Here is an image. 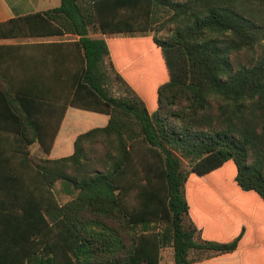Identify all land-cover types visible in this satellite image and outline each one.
Masks as SVG:
<instances>
[{
  "label": "trees",
  "instance_id": "obj_1",
  "mask_svg": "<svg viewBox=\"0 0 264 264\" xmlns=\"http://www.w3.org/2000/svg\"><path fill=\"white\" fill-rule=\"evenodd\" d=\"M64 34L81 60L51 90L32 63L0 71V263L264 264V0H62L0 23Z\"/></svg>",
  "mask_w": 264,
  "mask_h": 264
},
{
  "label": "crops",
  "instance_id": "obj_2",
  "mask_svg": "<svg viewBox=\"0 0 264 264\" xmlns=\"http://www.w3.org/2000/svg\"><path fill=\"white\" fill-rule=\"evenodd\" d=\"M61 1L0 0V23L9 21L17 16H26L54 9L61 5ZM116 35L96 34L93 36L110 40L123 39H117ZM79 39V36L71 34L0 39V71L12 75L14 80H22L30 77L31 70L28 64L32 63L37 66L36 72H41L42 74L31 78L47 79L51 90V83L60 78L62 65H71L76 62L75 60H81V53L76 45ZM67 135L71 134L67 133L64 137ZM55 151L56 147L53 152ZM254 235H264V230L258 234L254 233ZM1 256L2 251L0 250Z\"/></svg>",
  "mask_w": 264,
  "mask_h": 264
},
{
  "label": "rangeland",
  "instance_id": "obj_3",
  "mask_svg": "<svg viewBox=\"0 0 264 264\" xmlns=\"http://www.w3.org/2000/svg\"><path fill=\"white\" fill-rule=\"evenodd\" d=\"M168 27L162 29L159 33H158V36L163 38V37H166L168 35ZM151 35L153 36L154 33H151ZM117 36V39L119 38H129V36H126V35H123V34H120V35H116ZM115 36V37H116ZM136 37H140L139 34H136ZM142 46H145V51L146 53H148V57H146L147 59H153V58H158V54L159 56L161 55L160 52H157L156 51H152V48L149 46L148 42H143L142 43ZM119 49L121 50L122 47H119ZM127 57V56H126ZM158 60V59H157ZM148 61V60H147ZM138 73V71H135L132 67L127 69L125 71V74L127 77L130 78V74L132 76H136ZM113 93L114 95L118 96L119 95V90L118 88L115 86L113 87ZM151 106H152V103H151ZM73 145H74V138L71 136V135H67L66 137H64L62 140H60L57 145H56V151L53 152V155L56 156V157H63L67 154H70L73 152ZM30 150V153L32 155V157L34 159H40V158H47L49 155L46 154L44 152V150L41 148V145L39 144V142H36L34 145L30 146L29 148ZM18 159V158H17ZM55 192H56V197L57 199L59 200V202L61 204H65L67 203L68 201L71 200V196H68L64 193L61 192V185L60 183L57 184L56 188H55ZM162 264H173V252H172V249L171 248H166L162 254Z\"/></svg>",
  "mask_w": 264,
  "mask_h": 264
}]
</instances>
